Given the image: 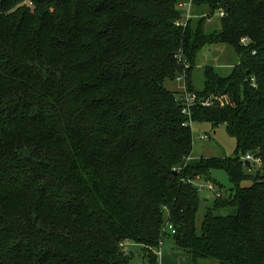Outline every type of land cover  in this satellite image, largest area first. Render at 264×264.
Returning a JSON list of instances; mask_svg holds the SVG:
<instances>
[{"label": "trees", "instance_id": "obj_1", "mask_svg": "<svg viewBox=\"0 0 264 264\" xmlns=\"http://www.w3.org/2000/svg\"><path fill=\"white\" fill-rule=\"evenodd\" d=\"M182 1L0 0V264H133L126 244L159 264L167 237L195 264H264V0H193L178 24ZM217 43L239 61L205 66L197 89V54ZM184 71L212 99L192 120L225 123L241 154L194 155L166 86ZM198 178L220 191L201 233Z\"/></svg>", "mask_w": 264, "mask_h": 264}, {"label": "rangeland", "instance_id": "obj_2", "mask_svg": "<svg viewBox=\"0 0 264 264\" xmlns=\"http://www.w3.org/2000/svg\"><path fill=\"white\" fill-rule=\"evenodd\" d=\"M194 22L200 18V16L194 17ZM220 26V15L215 14L208 18L204 27L207 31H213L219 28ZM239 61L238 54L226 44H208L204 46L197 54L196 64L192 70V80L193 85L197 89H202L204 87V68L207 65L214 66L217 71L223 76L228 75L235 64ZM175 81H168L166 86L168 88H172L174 91L176 89ZM178 87V86H177ZM179 87L176 91H178ZM194 142H195V154L199 156L203 153L205 156H216V157H234L241 154L237 148V140L234 136L230 135L227 130V125L225 123L214 126L210 122H194L192 127ZM207 135V138L199 139L200 135ZM199 143V144H198ZM200 145V148H199ZM199 148V149H198ZM253 162L252 160H250ZM254 167L250 170L251 174H255L257 172L259 165L257 163H253ZM211 178L217 182L220 186H222L221 190L224 194H229L230 190L233 187V184L229 178L228 173L224 169L215 168L211 170L210 173ZM197 182L207 184L205 179L196 180ZM244 185L250 184V181H244ZM218 187V186H217ZM219 188V187H218ZM214 205V198L209 197L206 190L201 193V204L200 209L197 214V231L201 233V226L204 215L208 208ZM236 212V208H222L219 209L217 213L219 214H234ZM126 249H130L134 251L133 264H143L145 262L144 257L142 256V252L140 247L138 246H127ZM161 254L159 257V264H195L193 261L191 254L182 249L175 246L170 237L164 239V243L161 246ZM199 264H218V262L214 259H202L199 261Z\"/></svg>", "mask_w": 264, "mask_h": 264}, {"label": "built area", "instance_id": "obj_3", "mask_svg": "<svg viewBox=\"0 0 264 264\" xmlns=\"http://www.w3.org/2000/svg\"><path fill=\"white\" fill-rule=\"evenodd\" d=\"M192 3H193V0H185V1H182L180 3V6L182 8H184L185 11L183 12L182 20L179 21L178 24H180L182 22L185 23L186 21H188L193 16L191 13ZM219 15L223 16L224 11L221 10ZM243 42L246 43L248 41L246 39H243ZM184 63H186V62H184ZM186 67H189L188 63H186ZM175 82H177L179 85V89L177 91V97L181 102V106H182L181 111L185 116L188 117V120L184 122V125L190 126L192 129L193 124H194V121L192 120L193 108L198 104H201L203 106H209L212 103V99L200 97V95L197 93V91H195L189 87V82L187 79V72L186 71H184L182 74L178 75L175 79ZM200 138L205 139V138H207V135L202 134V135H200ZM243 159L251 160L252 156L247 155V156L243 157ZM199 179L200 178H198L197 180H199ZM196 185L198 186L200 191L210 190V191H215L217 194H220L219 189L211 181H207L206 185L204 183L197 182ZM165 227L168 230L175 232L172 224L167 223Z\"/></svg>", "mask_w": 264, "mask_h": 264}, {"label": "crops", "instance_id": "obj_4", "mask_svg": "<svg viewBox=\"0 0 264 264\" xmlns=\"http://www.w3.org/2000/svg\"><path fill=\"white\" fill-rule=\"evenodd\" d=\"M191 77H192V76H191ZM191 80H192V78H191ZM175 83H176V85H175V86H176V87H175L176 89H174V91H176L177 88L179 87L178 83H177V82H175ZM192 84H193V81H192ZM177 86H178V87H177ZM171 89H172V88H171ZM198 137H199V139H200V136H198ZM201 140H202V139H201ZM198 144H199V143H198ZM199 148H200V145H199ZM199 148H198V149H199ZM195 152H196V151H195V142H194V150H193L194 155H196ZM202 155H203V153H202ZM207 194H208L209 197H212V194H211L210 192H207ZM159 260H160V259H159Z\"/></svg>", "mask_w": 264, "mask_h": 264}, {"label": "water", "instance_id": "obj_5", "mask_svg": "<svg viewBox=\"0 0 264 264\" xmlns=\"http://www.w3.org/2000/svg\"><path fill=\"white\" fill-rule=\"evenodd\" d=\"M245 163H246V165H248V167H250V165H251L250 160H247Z\"/></svg>", "mask_w": 264, "mask_h": 264}]
</instances>
